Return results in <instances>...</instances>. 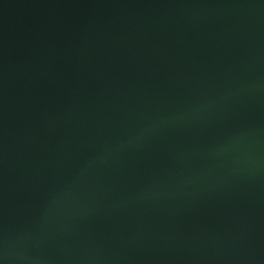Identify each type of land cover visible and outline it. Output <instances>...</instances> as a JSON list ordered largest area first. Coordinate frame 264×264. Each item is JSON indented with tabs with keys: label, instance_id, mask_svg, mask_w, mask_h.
<instances>
[{
	"label": "water",
	"instance_id": "95a60500",
	"mask_svg": "<svg viewBox=\"0 0 264 264\" xmlns=\"http://www.w3.org/2000/svg\"><path fill=\"white\" fill-rule=\"evenodd\" d=\"M0 264H264V0H0Z\"/></svg>",
	"mask_w": 264,
	"mask_h": 264
}]
</instances>
